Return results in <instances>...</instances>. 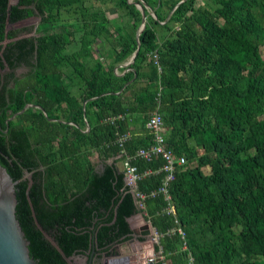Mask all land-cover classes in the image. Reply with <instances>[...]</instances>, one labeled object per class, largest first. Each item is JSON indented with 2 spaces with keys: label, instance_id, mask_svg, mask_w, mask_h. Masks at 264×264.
<instances>
[{
  "label": "trees",
  "instance_id": "16d2710c",
  "mask_svg": "<svg viewBox=\"0 0 264 264\" xmlns=\"http://www.w3.org/2000/svg\"><path fill=\"white\" fill-rule=\"evenodd\" d=\"M119 1L133 19L118 40L115 63L131 58L139 43L120 75L113 66H86V39L63 52L70 28L86 33L89 23L81 15L63 21L61 12L84 0L0 2V164L16 181L25 219L53 264L89 256L92 244L110 253L130 238L128 218L137 213L159 234L153 264H187L189 253L197 264H264V0H213L214 11L196 0H142L155 22L165 20L160 9L168 6L163 26L170 34L161 42L149 23L136 38L141 12ZM34 15L35 35L4 43L8 24ZM93 17L103 19L100 12ZM96 27L108 33L105 23ZM22 66L28 72L15 76ZM72 83H82L79 97L70 93ZM156 108L167 142L186 162L176 166L169 200L149 196L162 183L163 160L134 162L141 172L153 171L137 182L146 194L139 210L116 156L149 146L145 123ZM116 115L122 118L107 120ZM126 131L131 136L120 146ZM95 152L101 169L90 159ZM169 202L185 249L177 232L167 234L176 227Z\"/></svg>",
  "mask_w": 264,
  "mask_h": 264
},
{
  "label": "rangeland",
  "instance_id": "374dc122",
  "mask_svg": "<svg viewBox=\"0 0 264 264\" xmlns=\"http://www.w3.org/2000/svg\"><path fill=\"white\" fill-rule=\"evenodd\" d=\"M16 1V0H12ZM129 3H133L134 6L140 11V8L138 6V2L142 0H138V2H135L136 0H127ZM195 5H200L202 7H205L209 9L210 11H214L215 3L213 0H196ZM168 6L164 5L160 11L161 13L166 16L164 21H157L156 15L154 13L153 8L150 6H147L145 4V9L147 10V15L145 17V24L149 23L157 33L158 41L161 42L163 39L170 34V30L165 28L163 26L164 22L169 17L168 13ZM95 12H100L102 14L103 19L98 20L96 22H93V14ZM146 14V13H145ZM83 16L84 20H86L89 25L87 26L88 31L86 33L82 31H75L74 27L70 28V33L67 36L66 42H64L62 48L63 52L66 54H69L75 50H77L80 47V43L83 39H86L88 41V47L90 49L91 55L86 60L85 64L88 68H92V66L95 64V62L102 64L104 68L112 67L116 74L120 75L124 73L125 71L129 70L127 63L130 61V58L126 60L123 63H115V57L114 52H118L119 43L118 40L121 38L120 36L127 34L130 31V26L132 23V15L129 12L127 8L122 6L119 0H84L83 5L81 8H76V6H71L69 8H65L61 12V19L63 21H69L74 16ZM152 18H150V17ZM39 16L34 15L29 18H26L24 20H21L19 22L8 24L6 27V37L4 40V43L15 40L17 38L21 37H28L35 35L37 25L39 24ZM93 23L97 24H104L106 25V28L108 30L107 34L103 33L102 31L97 32L98 28H93ZM170 26L173 27L174 24L170 23ZM176 28H179V26H176ZM59 30L58 27L56 29ZM93 30L94 33L91 31ZM138 32V29L136 33ZM260 55L261 58H264V45L260 48ZM149 64V61H146V67L144 68L147 71V66ZM157 64V63H156ZM127 67V68H126ZM125 68V69H124ZM64 70L66 72H70L71 68L65 66ZM8 72L7 69L2 70V73ZM28 72L27 67H18L15 69L14 74L17 77H22ZM140 82H143L140 80ZM81 86L82 83H72L69 87L70 93L79 97L81 93ZM130 93L127 91L126 96H128ZM27 107H30L32 104L27 103ZM25 108V109H26ZM205 123L207 121L205 120ZM96 165L97 169H100L102 167L103 159H101L98 154L95 152L93 156L90 158ZM110 161V159H106L107 161ZM119 167L121 168V163H118ZM204 173H209L211 171L210 167H203ZM148 220H145L143 216L140 213H137L133 215L130 219L131 227L137 231L139 230L140 225L144 222H147ZM151 235H141L140 237H143L148 239L147 241H132L131 242L126 241L121 243L118 246V249L115 246V244L110 249V253H105L107 257L102 254L100 255L99 264H104L109 258L114 257L117 253H120V255L124 256L127 255L130 258V264H138V258L141 253H144V251H147L148 257L146 258V261L151 259L153 262L155 260V256L157 255L153 250V245L157 243L156 233L155 230L151 227ZM234 230L237 232L239 230V227H235ZM46 235V234H45ZM140 235V234H138ZM48 240H50L53 243L52 238H50L48 235H46ZM149 251V253H148ZM109 254L111 256H109ZM150 257V258H149ZM87 254L83 255H73L68 259V262L70 264H85L87 262ZM260 263H262L261 260H259ZM234 264H240L238 262H235Z\"/></svg>",
  "mask_w": 264,
  "mask_h": 264
},
{
  "label": "water",
  "instance_id": "95a60500",
  "mask_svg": "<svg viewBox=\"0 0 264 264\" xmlns=\"http://www.w3.org/2000/svg\"><path fill=\"white\" fill-rule=\"evenodd\" d=\"M9 5L14 4L12 0H0V2H8ZM181 0L180 2H182ZM179 2V3H180ZM141 12V23L136 33V38L145 27V3L140 1L137 3ZM133 52L130 64L133 61L137 51ZM27 107L24 106L22 111ZM16 181L8 174L6 168L0 164V264H53L42 246L40 245L38 238L32 228L24 217V213L21 205V198ZM130 218L128 223L133 232V237L130 241L137 240L135 230L132 229L130 224ZM144 235H151L149 223H145ZM145 240V239H144ZM143 240V241H144ZM146 239L145 241H147ZM121 243H116L114 247L118 249ZM95 245L92 244V250L89 254V260L87 264H91V260L95 253ZM106 252L101 253L102 256L106 255ZM96 256V255H95ZM109 256H111L109 254ZM107 257V256H105ZM69 257L67 258L68 261ZM154 262L149 259L146 261L145 256H139L138 264H153ZM104 264H130V258L127 255H120L117 253L114 257L109 258Z\"/></svg>",
  "mask_w": 264,
  "mask_h": 264
},
{
  "label": "built area",
  "instance_id": "2783aa9c",
  "mask_svg": "<svg viewBox=\"0 0 264 264\" xmlns=\"http://www.w3.org/2000/svg\"><path fill=\"white\" fill-rule=\"evenodd\" d=\"M154 59L157 58V55L154 54ZM155 63L157 61L155 60ZM122 118V115H116L112 117H108L107 120L113 122L116 119ZM146 128L149 130V134L151 136L150 144L147 147H140L135 149L133 153H126L124 149L121 150V153L118 154L116 157H121V170L123 172L124 178V186L126 187V191L131 192L136 207L139 210H144V199L146 194L140 192L137 188V182L146 174L152 173L153 171L148 169L141 172L137 165L134 163L138 159H143L145 161H151L154 158H161L163 160V165L160 167L159 171L165 172V175L162 179V183L159 188L155 191H151L149 196H154L157 193L164 194L166 200L170 199V195L168 194V185L175 177V170L176 166L182 165L186 162V158L184 155H176L170 144L166 140V128L163 123V118L158 108L152 111L145 123ZM130 131H126L125 133L121 134L117 138V142L119 145H123L130 138ZM123 148V147H122ZM158 171V170H157ZM167 212H171L174 215V222L176 227L171 228L168 233H175L177 232L181 239L183 240V249L186 248V236L184 230L179 226V220L175 215L173 206L169 203L167 207ZM142 215V213H140ZM143 216V215H142ZM146 223H149L150 228L152 227L154 230L155 228L151 225L150 220ZM156 238L158 241L159 234L155 230ZM187 264H197L194 260V257L189 253L187 257Z\"/></svg>",
  "mask_w": 264,
  "mask_h": 264
},
{
  "label": "flooded vegetation",
  "instance_id": "af4514ba",
  "mask_svg": "<svg viewBox=\"0 0 264 264\" xmlns=\"http://www.w3.org/2000/svg\"><path fill=\"white\" fill-rule=\"evenodd\" d=\"M133 237V232H132V230H131V236H130V238L129 239H131ZM128 239V240H129ZM128 240H126V241H128ZM125 241V242H126ZM91 250H92V248H91ZM89 252H85V253H78V254H75V255H83V254H88ZM95 255L93 256V258H92V260L90 261L91 262V264H99V259H100V255H101V253H103V252H98V251H95ZM87 257H88V259H87V262L85 263V264H87L88 263V260H89V256L87 255Z\"/></svg>",
  "mask_w": 264,
  "mask_h": 264
},
{
  "label": "crops",
  "instance_id": "0c3cea01",
  "mask_svg": "<svg viewBox=\"0 0 264 264\" xmlns=\"http://www.w3.org/2000/svg\"><path fill=\"white\" fill-rule=\"evenodd\" d=\"M130 129H133V130L135 129V131H136V128H134L133 126H131ZM130 132H131V131H130ZM107 162L110 163L111 160H110V161L108 160ZM119 162H120V161L117 162V166H118V167H119V165H118ZM120 163H121V162H120ZM101 168H102V167H101ZM101 168H100V169H101ZM119 169L121 170L120 167H119ZM145 223H146V222H144V223L142 224V226L140 225L139 230L137 229V231H135V233H136V235H137V238H140V236L144 233L143 231H144ZM132 229H133V228H132ZM138 234H140V235H138ZM143 235H144V234H143ZM128 241L132 243V241H130V240H128ZM134 241H137V240H134ZM137 242H138V241H137ZM132 245H135V244L132 243ZM148 253H149V251H148Z\"/></svg>",
  "mask_w": 264,
  "mask_h": 264
},
{
  "label": "bare ground",
  "instance_id": "6f19581e",
  "mask_svg": "<svg viewBox=\"0 0 264 264\" xmlns=\"http://www.w3.org/2000/svg\"><path fill=\"white\" fill-rule=\"evenodd\" d=\"M170 202H171V201H170ZM170 202H169V203H170ZM150 230H152V229L150 228ZM140 256H145V257L147 258V257H148L147 251L145 250L144 253H141V254H140ZM149 258H150V257H149Z\"/></svg>",
  "mask_w": 264,
  "mask_h": 264
}]
</instances>
